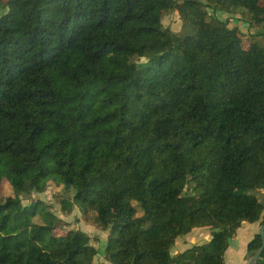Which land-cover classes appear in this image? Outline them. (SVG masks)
<instances>
[{
  "label": "trees",
  "instance_id": "obj_1",
  "mask_svg": "<svg viewBox=\"0 0 264 264\" xmlns=\"http://www.w3.org/2000/svg\"><path fill=\"white\" fill-rule=\"evenodd\" d=\"M205 2L264 29V0H0V264H96L87 233L31 222L50 182L110 264H224L264 225V39ZM196 227L212 240L174 254Z\"/></svg>",
  "mask_w": 264,
  "mask_h": 264
},
{
  "label": "rangeland",
  "instance_id": "obj_2",
  "mask_svg": "<svg viewBox=\"0 0 264 264\" xmlns=\"http://www.w3.org/2000/svg\"><path fill=\"white\" fill-rule=\"evenodd\" d=\"M208 13L210 15H217L219 18L227 22L229 27H238L242 32H244L249 38L251 35L259 34V37L264 39V29L263 26L255 27L250 26V23L247 22L248 19L241 17L240 15L228 14L225 12H216L214 10V5L211 6L209 3ZM163 25L169 27L174 32H180L184 28V22L181 20L180 14L178 11L170 12L165 15L163 18ZM189 27V26H188ZM250 45L249 40H245V46ZM74 192L67 191L65 188L56 186L53 182H50L49 186L45 189L42 194H34L30 198L23 199L24 205H29L30 203L40 202L38 210L39 214L31 218V222L36 224H55L58 220V230L61 234H64L67 230L79 229L87 233L92 239L91 244L98 250V256L95 261L96 264H110L106 260L105 248L108 240V231H103L100 229L99 224L97 223V215L95 213H89L84 215L83 212L74 207L73 213L68 215L64 213L61 209V200L63 197H67L70 201L73 199ZM258 198L263 201L264 195L262 192L257 193ZM14 192L10 181L7 177L3 178V185L0 188V201L7 198H13ZM56 217V218H55ZM53 221V222H52ZM179 247L175 249L174 254L178 253Z\"/></svg>",
  "mask_w": 264,
  "mask_h": 264
},
{
  "label": "crops",
  "instance_id": "obj_3",
  "mask_svg": "<svg viewBox=\"0 0 264 264\" xmlns=\"http://www.w3.org/2000/svg\"><path fill=\"white\" fill-rule=\"evenodd\" d=\"M261 192L264 195V191ZM261 202H264V200ZM262 227L263 218L255 223H243L229 242V247L224 255V264H250V260L259 249L256 252H251L248 246L260 234ZM212 238V231L209 227H196L188 237L180 239L177 245L179 250L184 251L193 245L208 243ZM256 264H264V252L256 261Z\"/></svg>",
  "mask_w": 264,
  "mask_h": 264
},
{
  "label": "water",
  "instance_id": "obj_4",
  "mask_svg": "<svg viewBox=\"0 0 264 264\" xmlns=\"http://www.w3.org/2000/svg\"><path fill=\"white\" fill-rule=\"evenodd\" d=\"M260 235L262 238V246L261 248L256 252V254L254 255V257L250 260V264H256V261L259 259V257L262 255V253L264 252V225L260 230Z\"/></svg>",
  "mask_w": 264,
  "mask_h": 264
}]
</instances>
